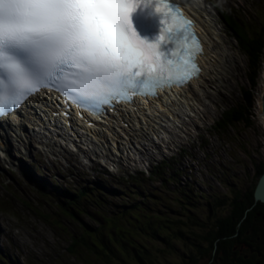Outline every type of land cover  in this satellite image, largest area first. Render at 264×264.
<instances>
[{"label": "rangeland", "instance_id": "374dc122", "mask_svg": "<svg viewBox=\"0 0 264 264\" xmlns=\"http://www.w3.org/2000/svg\"><path fill=\"white\" fill-rule=\"evenodd\" d=\"M231 6L242 10L240 15H244L245 21L251 17L258 24L262 18L264 0H212V5L209 3L208 7L211 8L209 10L214 11L212 17L226 40L230 55H233L230 59L235 66L230 76L226 77L228 87L222 88L224 91L221 90L214 100H210L207 107L211 108L212 112L204 113L207 117L205 120L198 118V124L201 125L199 128L190 124L188 128L191 131H188L185 137L176 130L173 138L165 135L166 138L155 139L152 135H145L143 140L140 137L138 144L134 146L140 148L141 143L145 146V150L141 154L138 153L140 159L130 165L137 166V169L128 170L122 166L124 170L126 169L124 173L126 175L119 179L122 186L107 181L109 203L120 206L123 198L127 199L124 195L133 186L140 187L141 184L142 188L145 187L144 189L149 191L145 194L148 196V207L153 211L174 208L177 214L180 206H183L193 208L196 214L205 215L211 204L221 203L225 201V197L232 195V191L249 188L254 183V177L264 165V113L261 104L264 102V50L254 92L255 101L254 110H252L254 116L250 122L251 125L245 122L236 128L232 127L231 130H220V132L212 128L222 113L242 98L241 89L243 87L249 89L250 86L247 79L248 58L238 48V42L232 32L230 30L229 33L225 32V22L220 14L221 11L230 13ZM253 6H255L254 9ZM156 122L158 121H155V124ZM130 133L135 132L130 131ZM194 135L195 138H193ZM135 138L136 142L138 135H135ZM169 139L174 140L172 145ZM156 140H161L159 145L153 143ZM15 143L18 144L19 149H14L11 154H7L6 150H0V252H2L0 263L104 264L103 258L100 259L87 251L78 256L62 252V249H66L69 244L66 242L68 235L64 234L67 231L66 227L69 232L76 233L78 226L70 219L62 217L59 219L60 226L57 227L42 216L41 213L56 216L55 212L59 210L56 201L52 202L49 199L51 194L47 195L45 192L51 188L50 180L49 185L44 186L45 190L41 185L45 184L44 179L47 182L50 177H53L60 184L66 182L73 190L80 185L95 188V181H105L101 176L104 175L110 180H113L115 176L99 163L96 165L97 171L82 167L77 154H72L67 163L50 164L46 157L38 152L24 155L29 144L23 145L16 139ZM1 145L0 142V147ZM21 147L24 148V152H20ZM84 148L83 155L87 153L86 149L91 148L89 141L84 140ZM149 149L152 150L149 151ZM93 157L96 158L94 155ZM166 162L167 164H163ZM29 164L40 166L45 178L41 179L36 173L32 175ZM160 164L166 166L165 184H162L159 179L150 181L151 178L148 177L153 168L159 167ZM157 167L151 172L154 174L151 176L153 178L158 176ZM122 172L121 170L116 177H121ZM161 175L163 179L164 174ZM166 177H172V181L168 182ZM131 182V188L128 189ZM112 191H117L118 194L110 193ZM106 208V206L103 207L105 213ZM90 224L93 225L92 222ZM171 258L177 259V256Z\"/></svg>", "mask_w": 264, "mask_h": 264}, {"label": "snow or ice", "instance_id": "6c2138e0", "mask_svg": "<svg viewBox=\"0 0 264 264\" xmlns=\"http://www.w3.org/2000/svg\"><path fill=\"white\" fill-rule=\"evenodd\" d=\"M158 20L141 35L138 14ZM168 0H0V118L44 90L81 111L198 78L201 42ZM255 198L264 203V182Z\"/></svg>", "mask_w": 264, "mask_h": 264}, {"label": "trees", "instance_id": "16d2710c", "mask_svg": "<svg viewBox=\"0 0 264 264\" xmlns=\"http://www.w3.org/2000/svg\"><path fill=\"white\" fill-rule=\"evenodd\" d=\"M240 11L231 6L230 13L221 11L220 14L227 33L232 32L238 48L248 58L250 86L241 89L242 98L214 123L212 128L216 132L231 130L245 122L251 125L254 116V92L264 50V7L258 24L251 17L245 21ZM165 167L160 165L158 176L154 178L162 184H165ZM263 173L264 165L249 188L234 190L225 201L211 204L207 209L211 216L207 218L199 214L180 219L183 212L193 210L183 206H180V216L174 208L153 211L148 207L145 194L149 191L141 184L133 186L135 191L127 192L124 195L127 199L123 198L119 206L107 201V181L96 182L95 188L80 185L73 190L68 185H56L53 178L47 182L44 179L41 187L45 190L50 180L51 188L45 192L53 195L49 199L56 201L59 212L53 217L41 214L57 227L62 217L78 226L76 233L66 227L64 234L68 235L69 244L62 252L78 256L87 251L103 258L104 264H264V203L255 199L257 183ZM166 180L171 182L172 177ZM110 193L118 194L117 191Z\"/></svg>", "mask_w": 264, "mask_h": 264}, {"label": "bare ground", "instance_id": "6f19581e", "mask_svg": "<svg viewBox=\"0 0 264 264\" xmlns=\"http://www.w3.org/2000/svg\"><path fill=\"white\" fill-rule=\"evenodd\" d=\"M185 1L188 4V13L198 22L199 31L201 32L205 43L204 54L201 57V63L203 65L204 71L198 79L194 78L184 86L172 87L171 90H166L164 93L161 92V96L156 99H149L146 102L136 103V111L129 112V109L125 108L124 105L120 106L119 108L121 110V113L124 114V117L131 119L130 126L133 127L131 131L135 132L134 134H131L127 129L117 126L116 118L118 117L113 115L109 119H104L103 122H96V125L91 128L79 123H71V128L68 126H64L61 128L58 124V118L52 120V116L50 114H47L45 115L46 117L39 119L38 124L51 125L52 121H54L56 126L60 128L55 129V133L52 134V137L50 138V141L48 143H44L42 141L45 137L38 136L35 133L33 122L25 127L26 131L24 133L19 131L14 133L17 142L22 143L23 145L24 143L30 145L29 148L27 146L24 155L34 154V143L39 150H41V148L44 149V154L46 156L50 155V153H48V148H50L49 145L52 142L60 141L62 139L61 134L64 132V136L70 135L68 137L69 141L75 142V146L78 151L80 149V146L77 141L79 138H81L82 140L90 142V151L98 150V152L103 154V156L111 157L109 159V165L111 167L119 166V169L121 171L120 165H122L123 167L125 166L128 170H131L134 167H131L130 165L133 164L132 161L135 160L137 156H135L136 153L134 151H130V153L128 151V153L126 152L127 154H123V149L130 148V144L127 143L129 140L127 139L126 141H123L124 138L131 137V142H135V135H138L139 138H143V136L148 135L143 134V131L146 128L153 129L152 135L155 137L163 136L164 138H166V135L169 138H173L172 136L175 130L180 135L185 137L188 134V131H191V129L188 128L190 124H192L193 127L195 126L199 128L201 125L199 126L198 124V118L200 120H205L207 117L204 116V113L212 112L211 108L207 107V105L210 100H214L216 98V95L221 92L222 88L228 87L226 86V77L230 76L231 70L235 66V64L231 63L230 57L232 58L233 55H230L229 50L226 47V40L217 27L218 25L216 23V20H214L212 17L214 11L211 12V8L208 7L209 3L210 5H212V0ZM261 104L264 113V102ZM36 105H41L43 109L41 106H39V108L45 110V104L38 101V104ZM129 113L135 114H133L130 118ZM135 115H138L136 116V118L140 121L142 130L140 128H135ZM155 121L158 122H156L155 124ZM4 127L5 124L0 123V142L2 144L0 149L6 150L5 152L7 154H11L14 150V147L15 149H19V146L16 143L14 144L15 138L13 136L9 134L4 135ZM137 130H141V133ZM113 131H115V134ZM117 135H120L122 139H116ZM33 137L41 140L40 143H37L38 141L31 143L27 142L29 141L28 139H35ZM139 138H137L138 140H136V142L139 141ZM25 139L27 141H25ZM54 139L56 140L54 141ZM169 142L172 145L174 140L169 139ZM144 147L145 146L141 145L140 143V148L137 149L139 152H141ZM21 148L22 149L20 152H24V148ZM58 148L60 149L62 154V148ZM63 149L64 153H73L71 147L65 146L63 147ZM50 150L54 151V149ZM151 150L152 149H149V151ZM53 156H55V154H53ZM86 164L94 166L95 162L90 160ZM0 254H2V252H0Z\"/></svg>", "mask_w": 264, "mask_h": 264}, {"label": "flooded vegetation", "instance_id": "af4514ba", "mask_svg": "<svg viewBox=\"0 0 264 264\" xmlns=\"http://www.w3.org/2000/svg\"><path fill=\"white\" fill-rule=\"evenodd\" d=\"M187 209H190V208H187ZM184 213L185 212H183L181 214V211L179 212V216L181 214L180 219L188 218V216H190V215H195L196 217L199 215V214H196L195 212H193V210L192 211H188L187 214H184ZM200 215L203 216V217H206V218L209 217V216H211L209 212L208 213H205V215L202 214V213H200Z\"/></svg>", "mask_w": 264, "mask_h": 264}, {"label": "water", "instance_id": "95a60500", "mask_svg": "<svg viewBox=\"0 0 264 264\" xmlns=\"http://www.w3.org/2000/svg\"><path fill=\"white\" fill-rule=\"evenodd\" d=\"M264 182V173L260 176L259 180H258V183H257V187H256V190H255V194H256V191H257V188L260 186V184ZM256 199V198H255Z\"/></svg>", "mask_w": 264, "mask_h": 264}, {"label": "clouds", "instance_id": "9594fccd", "mask_svg": "<svg viewBox=\"0 0 264 264\" xmlns=\"http://www.w3.org/2000/svg\"><path fill=\"white\" fill-rule=\"evenodd\" d=\"M128 192H131V191H128ZM180 211H181V208H180ZM180 211H179V212H180ZM178 215H179V214H178Z\"/></svg>", "mask_w": 264, "mask_h": 264}]
</instances>
